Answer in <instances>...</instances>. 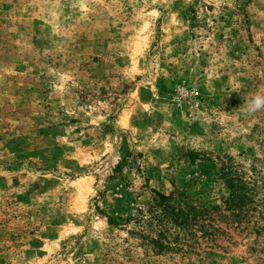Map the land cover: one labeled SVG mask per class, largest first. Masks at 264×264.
I'll return each mask as SVG.
<instances>
[{
	"label": "rangeland",
	"instance_id": "rangeland-1",
	"mask_svg": "<svg viewBox=\"0 0 264 264\" xmlns=\"http://www.w3.org/2000/svg\"><path fill=\"white\" fill-rule=\"evenodd\" d=\"M258 91L264 0H0V264H264Z\"/></svg>",
	"mask_w": 264,
	"mask_h": 264
},
{
	"label": "trees",
	"instance_id": "trees-1",
	"mask_svg": "<svg viewBox=\"0 0 264 264\" xmlns=\"http://www.w3.org/2000/svg\"><path fill=\"white\" fill-rule=\"evenodd\" d=\"M195 154L196 152H191V155H193L191 157L194 158ZM219 177L224 181V185L228 188L227 198L224 199L225 203H229V201L231 200V205H236L238 203L240 204V201H244L245 199L247 201H251L252 197L254 196L252 188L254 183L251 184V182L244 180L243 177L239 173H237V170H232L228 167L222 168ZM155 194V202L161 207H163V205L167 206L170 195H165L157 191L155 192ZM163 212V217H167V219H169L170 221H174L176 223H178L179 221V224L181 225H184V223H186L183 218L179 219L177 217V214L174 212H172L171 214H168L166 210H164Z\"/></svg>",
	"mask_w": 264,
	"mask_h": 264
},
{
	"label": "clouds",
	"instance_id": "clouds-1",
	"mask_svg": "<svg viewBox=\"0 0 264 264\" xmlns=\"http://www.w3.org/2000/svg\"><path fill=\"white\" fill-rule=\"evenodd\" d=\"M264 110V92H256L247 101L244 111L248 115H254Z\"/></svg>",
	"mask_w": 264,
	"mask_h": 264
}]
</instances>
